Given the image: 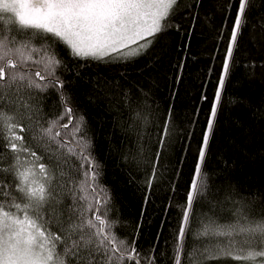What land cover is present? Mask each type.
Wrapping results in <instances>:
<instances>
[{
	"label": "snow or ice",
	"instance_id": "1",
	"mask_svg": "<svg viewBox=\"0 0 264 264\" xmlns=\"http://www.w3.org/2000/svg\"><path fill=\"white\" fill-rule=\"evenodd\" d=\"M201 4L0 0V264H264V203L254 208V200L221 198L207 172L217 113L251 0H236L192 177L184 203L178 205L177 223L162 244L163 221L147 250L137 247L140 223L131 233L118 235L122 222L111 215L112 197L101 182L103 165L93 154L87 121L71 106L61 78L69 63H134L170 30L179 33L174 23L179 16L187 12L195 20L193 9ZM182 68L180 62L175 65L173 88L181 82ZM50 89L59 94L60 110L45 117L39 101ZM124 99L129 106L127 93ZM132 119L147 123L139 111ZM170 123L169 111L154 130V158L131 156L143 172L145 205L153 185L164 177L158 166L163 168L161 153L166 157L172 144Z\"/></svg>",
	"mask_w": 264,
	"mask_h": 264
},
{
	"label": "trees",
	"instance_id": "2",
	"mask_svg": "<svg viewBox=\"0 0 264 264\" xmlns=\"http://www.w3.org/2000/svg\"><path fill=\"white\" fill-rule=\"evenodd\" d=\"M251 2L217 113L207 172L209 184L220 189L221 198L254 200L255 208L264 203V0ZM235 10L236 0H202L193 9L195 20L187 12L179 16L174 21L180 26L179 33L170 30L134 63L93 62L83 67L69 63L70 70L61 77L71 106L87 121L93 154L103 165L101 182L112 197L111 215H118L122 222L117 233H131L140 223L138 248L150 247L162 221L161 244L177 223L178 205L184 203L196 150L209 119ZM178 62L183 64L181 82L173 88ZM125 93L129 106H125ZM60 103L59 94L50 89L42 94L39 107L48 117L60 110ZM135 111L146 117V124L133 121ZM169 111L172 144L166 157L161 153L163 168L158 166L164 177L153 185L145 205L143 172L130 162L131 156L139 154L145 161L154 158V130Z\"/></svg>",
	"mask_w": 264,
	"mask_h": 264
}]
</instances>
